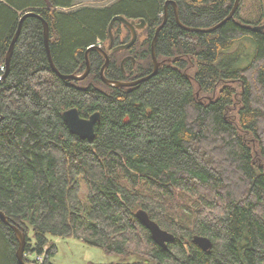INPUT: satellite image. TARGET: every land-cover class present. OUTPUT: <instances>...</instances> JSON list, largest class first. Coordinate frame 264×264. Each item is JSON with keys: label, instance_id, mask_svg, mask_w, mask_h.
Returning <instances> with one entry per match:
<instances>
[{"label": "trees", "instance_id": "16d2710c", "mask_svg": "<svg viewBox=\"0 0 264 264\" xmlns=\"http://www.w3.org/2000/svg\"><path fill=\"white\" fill-rule=\"evenodd\" d=\"M166 1L0 0V210L26 232L25 254L43 255L42 264H54L49 235L148 264H264V30L244 26L253 21L240 17L243 0L234 18L210 32L182 28L168 3L155 45L158 73L132 89L103 82L105 57L97 50L89 52L85 79L58 76L43 21L33 15L5 66L22 13L36 9L49 23L60 72L82 74L86 50L101 44L110 58L107 78L146 76ZM174 1L181 23L192 27L219 23L235 3ZM117 14L148 25L130 48L114 51L109 25ZM112 32L117 45L131 39L120 21ZM73 107L83 117L100 113L93 139L65 122L63 112ZM138 209L175 235L167 248L152 239ZM195 235L211 239L210 251ZM17 249L13 229L0 219V264H20Z\"/></svg>", "mask_w": 264, "mask_h": 264}, {"label": "water", "instance_id": "95a60500", "mask_svg": "<svg viewBox=\"0 0 264 264\" xmlns=\"http://www.w3.org/2000/svg\"><path fill=\"white\" fill-rule=\"evenodd\" d=\"M240 1L241 0H235L234 6H233L232 10L230 11V13L223 20H221L219 23H217L211 27H192V26H187V25H184L183 23H181V21L179 20V17H178V10H177V5H176L175 1L174 0H167L166 1V8H165V18H164L163 22L157 27L156 34H155L153 41H152V44H151L153 69L148 75L134 79V80H130V81L109 79L105 76V69L107 68V66L109 64L110 58H109V54H108L107 50L104 49L101 46V44L91 45L86 50V64H87V66H86V70L82 74H76V73L65 74V73L60 72L59 69L56 67V65L53 61L52 55H51L50 44H49L50 28H49L48 21L36 9L26 10L25 12L22 13V16H21L20 21H19L18 29L16 31V34L13 37V40L11 42L10 47H9V50H8V53H7V56L5 59V66H6L7 71H8L10 61H11V57H12L13 50H14V46H15V43H16L19 35H20V31L22 28L23 21L25 20L26 17L33 15V16H38L43 21L45 46H46V50L48 53L49 62H50L51 67L53 68V70L58 74V76H60L61 78H64V79H69V80H71V79H75V80L85 79L90 72V62H89V57H88L89 52L91 50H97L105 57V62L101 68V78H102L103 82H105L107 85L117 87V88L124 86V87H129L132 89L134 86L138 85L139 83H141L143 81L148 80L149 78L153 77L154 75H156L158 73V70L160 67V61L158 60L157 55H156L155 45H156L158 33L163 28V26L166 22V19H167V4L168 3H172L174 5L177 22L182 28H184L185 30L190 31V32H210V31H213V30L219 28L221 25H223L229 19L234 18L235 14L239 8ZM116 21L122 22L124 25H126L132 31V38L127 43L119 44V45L115 46L113 48V50L119 51V50H123V49H128L136 42V40L138 38V30L144 28L145 20L142 18L140 20V22L137 23L135 19L130 20L127 17H125L124 15H121V14L115 15L112 18L110 25H109V34H110V44L108 46L109 49L112 48L114 45V36H113L112 30H113V25ZM244 26L250 27L253 31H256V32H262L264 30V23L258 24V25H253V26H250L247 24ZM128 57L129 56L124 58V60L122 61V65ZM7 71L3 75V77L6 76ZM1 117L2 116L0 115V119H1ZM63 118L74 134L78 135L82 139H93L95 136V125L100 119V113L97 111V112L91 114L89 117H83V116H81L79 110L76 107H73V108H69L63 112ZM135 215L142 222V224H144L148 228V230L151 233L152 239L158 245H160L164 248H167L168 242H171L175 239V235L173 233L169 232L168 230L163 229L155 220L151 219V217L149 216V214L147 213L146 210L138 209L136 211ZM0 219L4 223L8 224L13 229V231L15 233V237L18 241V249H17L16 254H17V258H18L19 263L20 264H39L35 261L25 260V246L27 244L26 232L17 223L12 222L9 219V217L2 210H0ZM193 242L195 244H197L199 247H201L203 250L210 251V249L212 247L211 239L207 236H204V235H195L193 237Z\"/></svg>", "mask_w": 264, "mask_h": 264}, {"label": "rangeland", "instance_id": "374dc122", "mask_svg": "<svg viewBox=\"0 0 264 264\" xmlns=\"http://www.w3.org/2000/svg\"><path fill=\"white\" fill-rule=\"evenodd\" d=\"M78 2L77 6L80 5H92V4H101L111 0H76ZM85 1V2H83ZM113 1V0H112ZM82 2V3H80ZM263 5V14H264V0L261 1ZM240 17L244 19H250L252 24L257 21V24L264 23V17L261 16V5L257 4L255 0H243V4L241 7ZM260 22V23H259ZM255 24V25H257ZM245 46L247 47L248 51H251V43L249 40H243ZM248 61L244 62L246 65ZM4 63H0V70H4ZM86 192L87 187L85 183L81 184L80 196L83 199V202L86 200ZM32 236V232L30 233ZM49 240L52 244L56 245L57 251L55 255L52 256L51 260L54 264H90V263H104V264H121L124 262H135L136 264H148L144 261H140L139 259H134L133 257H129L124 259L119 254H111L107 253L104 249L93 246L90 244L85 243L83 240L76 238L74 236H56V235H49ZM32 241V240H31ZM34 244V241H32ZM48 246L44 248L47 250ZM41 254L37 252H28L25 254V257L28 258L29 261L38 262V257ZM43 257V256H42Z\"/></svg>", "mask_w": 264, "mask_h": 264}, {"label": "flooded vegetation", "instance_id": "af4514ba", "mask_svg": "<svg viewBox=\"0 0 264 264\" xmlns=\"http://www.w3.org/2000/svg\"><path fill=\"white\" fill-rule=\"evenodd\" d=\"M173 6H174V5H173ZM174 9H175V7H174ZM164 18H165V12H164ZM141 19H142V18H141ZM141 19H135V20H136L137 23H139ZM163 20H164V19H163ZM176 20H177V19H176ZM162 22H163V21H162ZM147 25H148V22L145 21V26H144V28L147 27ZM158 26H159V25H158ZM158 26H157V27H158ZM157 27H156V29H157ZM142 29H143V28H142ZM130 31H131V30H130ZM155 34H156V30H155ZM155 34H154V36H155ZM131 38H132V31H131ZM129 41H130V40H129ZM129 41H128V42H129ZM109 44H110V42H109ZM123 44H124V43H123ZM115 46H117V44H115V41H114V45H113V47L110 48V49L113 50V48H114ZM127 56L130 57V55H127ZM127 56H126V57H127ZM126 57H125V58H126ZM123 60H124V59H123Z\"/></svg>", "mask_w": 264, "mask_h": 264}, {"label": "built area", "instance_id": "2783aa9c", "mask_svg": "<svg viewBox=\"0 0 264 264\" xmlns=\"http://www.w3.org/2000/svg\"><path fill=\"white\" fill-rule=\"evenodd\" d=\"M43 255H39L38 257V262L37 263H42L44 261V256Z\"/></svg>", "mask_w": 264, "mask_h": 264}, {"label": "bare ground", "instance_id": "6f19581e", "mask_svg": "<svg viewBox=\"0 0 264 264\" xmlns=\"http://www.w3.org/2000/svg\"><path fill=\"white\" fill-rule=\"evenodd\" d=\"M245 25H247V24H245ZM76 206V205H75ZM43 263V262H42ZM42 263H39V264H42Z\"/></svg>", "mask_w": 264, "mask_h": 264}, {"label": "crops", "instance_id": "0c3cea01", "mask_svg": "<svg viewBox=\"0 0 264 264\" xmlns=\"http://www.w3.org/2000/svg\"><path fill=\"white\" fill-rule=\"evenodd\" d=\"M83 2H85V1H83ZM80 3H82V2H80ZM83 4V3H82Z\"/></svg>", "mask_w": 264, "mask_h": 264}]
</instances>
